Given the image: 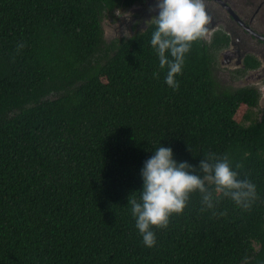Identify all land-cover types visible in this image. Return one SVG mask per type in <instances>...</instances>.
<instances>
[{"label":"trees","instance_id":"1","mask_svg":"<svg viewBox=\"0 0 264 264\" xmlns=\"http://www.w3.org/2000/svg\"><path fill=\"white\" fill-rule=\"evenodd\" d=\"M141 1L0 0V264H264L260 94L220 90L225 35L192 43L175 90L155 24L107 39V21ZM160 146L197 169L227 154L258 199L202 211L196 191L146 247L128 201Z\"/></svg>","mask_w":264,"mask_h":264},{"label":"clouds","instance_id":"2","mask_svg":"<svg viewBox=\"0 0 264 264\" xmlns=\"http://www.w3.org/2000/svg\"><path fill=\"white\" fill-rule=\"evenodd\" d=\"M219 1L227 6L229 12L231 11L229 4L224 0ZM152 2L154 0H143L135 4L133 8L127 10L128 15L125 19L131 15L130 11L133 12L140 5L151 6ZM207 3L208 0H157L155 7L150 9V11L157 9L159 11L157 16L148 21L156 26L152 33L151 46L158 55L160 68L168 69L165 83L174 90L179 88L176 76L182 73L185 56L190 51L192 43L204 39L207 45L212 47L218 36H224L217 35L212 38L211 33L207 34L206 25L209 23L205 9ZM122 21L121 28L127 27L128 21L125 22L124 19ZM23 47L22 43L17 45L18 49ZM214 52H220V49ZM218 56H221L220 53ZM244 59L245 57L242 56L238 62L245 68L234 72L237 78L241 77L239 82L241 83L242 80V83H245V86L239 89L250 88L257 92V88L247 86L244 81L249 75L247 69H255L252 67L255 61ZM226 61L228 58L224 56L223 63ZM219 63L223 68H227L221 64L220 59ZM214 69L215 65L213 74ZM155 75L158 76V73ZM240 167V164L235 165L236 169ZM197 170L202 172L203 176L199 175ZM238 175V171L233 170L227 154L217 156L210 153L200 161L197 169L187 162L174 160L171 148L163 146L157 148L154 155L145 161L141 170L143 190L140 192L139 200L130 195L128 201L131 214L136 221L135 226L142 236L144 245L149 248L155 246L156 235L152 227L166 228L170 216L183 213L190 194L196 191L201 194V202L205 206L202 211L214 209L221 196L230 198L238 208L250 211L258 199L256 185L250 180L238 179ZM224 214L226 213H221Z\"/></svg>","mask_w":264,"mask_h":264},{"label":"flooded vegetation","instance_id":"3","mask_svg":"<svg viewBox=\"0 0 264 264\" xmlns=\"http://www.w3.org/2000/svg\"><path fill=\"white\" fill-rule=\"evenodd\" d=\"M231 6V11L219 0H208L205 5L206 12L209 16V23L206 25L207 34L216 37L217 35H226L228 44L220 49V62L225 65L230 72H238L245 66L238 62L241 56L245 61L252 59L255 61V69H247L249 74L245 78L246 85H256L259 87L257 92L260 94V102H264V0H224ZM157 0L146 6L140 5L134 9L133 14L128 16V26L144 20L148 23L154 16L159 14L156 11H150L154 8ZM214 24H212V22ZM215 26V27H213ZM125 27V28H127ZM212 28V29H211ZM236 44L237 54L240 58H235L231 54L227 56L228 60L224 61L223 53L232 48V42ZM235 75V74H234ZM236 76V75H235ZM243 81L241 80V83ZM252 87V86H251Z\"/></svg>","mask_w":264,"mask_h":264},{"label":"rangeland","instance_id":"4","mask_svg":"<svg viewBox=\"0 0 264 264\" xmlns=\"http://www.w3.org/2000/svg\"><path fill=\"white\" fill-rule=\"evenodd\" d=\"M129 14H133L132 11L129 12ZM128 15V11H117L115 18H112L111 20L109 19L106 23L105 26V34H106V38L110 40V38H114L116 36H118L121 32L125 31L123 30L122 27V22L121 20L124 19L125 17ZM126 25V23H125ZM128 25V24H127ZM126 25V26H127ZM214 52V51H213ZM219 52H214V55L216 56V60H215V69H214V76L216 81H218L219 86H220V90H225L228 89L230 91H235L239 88H242L245 86V83H240L239 79L241 77H236L232 72L229 71L228 68H223L220 63H219V59L220 57L218 56ZM238 76V75H237ZM247 86H252L254 88H259L256 85H247ZM255 113L258 114V118H260L264 112V102H260V105L257 109L254 110Z\"/></svg>","mask_w":264,"mask_h":264},{"label":"water","instance_id":"5","mask_svg":"<svg viewBox=\"0 0 264 264\" xmlns=\"http://www.w3.org/2000/svg\"><path fill=\"white\" fill-rule=\"evenodd\" d=\"M233 46L232 48H230L229 50H227L225 53H224V56L227 57L229 56V54H231L233 57H236V58H240L241 55H238L237 54V47H236V44H234V41L232 42V45ZM242 59V56L240 58V60ZM229 61V60H228Z\"/></svg>","mask_w":264,"mask_h":264}]
</instances>
